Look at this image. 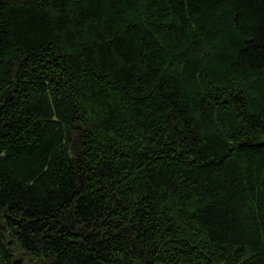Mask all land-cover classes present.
Listing matches in <instances>:
<instances>
[{
    "label": "trees",
    "instance_id": "trees-1",
    "mask_svg": "<svg viewBox=\"0 0 264 264\" xmlns=\"http://www.w3.org/2000/svg\"><path fill=\"white\" fill-rule=\"evenodd\" d=\"M264 264V0H0V264Z\"/></svg>",
    "mask_w": 264,
    "mask_h": 264
},
{
    "label": "rangeland",
    "instance_id": "rangeland-1",
    "mask_svg": "<svg viewBox=\"0 0 264 264\" xmlns=\"http://www.w3.org/2000/svg\"><path fill=\"white\" fill-rule=\"evenodd\" d=\"M15 259L19 261L18 264H39V262H36L31 257L27 256L23 250H17L14 252Z\"/></svg>",
    "mask_w": 264,
    "mask_h": 264
},
{
    "label": "water",
    "instance_id": "water-1",
    "mask_svg": "<svg viewBox=\"0 0 264 264\" xmlns=\"http://www.w3.org/2000/svg\"><path fill=\"white\" fill-rule=\"evenodd\" d=\"M17 261V260H16Z\"/></svg>",
    "mask_w": 264,
    "mask_h": 264
}]
</instances>
